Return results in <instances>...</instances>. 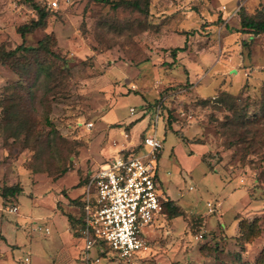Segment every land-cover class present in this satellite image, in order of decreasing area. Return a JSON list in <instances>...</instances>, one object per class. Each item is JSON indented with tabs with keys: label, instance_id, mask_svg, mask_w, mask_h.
<instances>
[{
	"label": "rangeland",
	"instance_id": "obj_1",
	"mask_svg": "<svg viewBox=\"0 0 264 264\" xmlns=\"http://www.w3.org/2000/svg\"><path fill=\"white\" fill-rule=\"evenodd\" d=\"M109 1L0 0V52L35 49L15 69L0 63V264H83L63 254V234L34 232L29 219L48 202L73 217L132 121L138 143L157 131L159 192L183 212L142 230L136 264H264V35L240 32L238 16L264 0H148L145 12ZM33 3L47 25L24 40ZM47 36L60 59L40 49ZM175 48L185 51L174 61ZM11 186L20 192L4 205ZM100 251L90 250L97 264H124Z\"/></svg>",
	"mask_w": 264,
	"mask_h": 264
},
{
	"label": "built area",
	"instance_id": "obj_2",
	"mask_svg": "<svg viewBox=\"0 0 264 264\" xmlns=\"http://www.w3.org/2000/svg\"><path fill=\"white\" fill-rule=\"evenodd\" d=\"M160 107L156 108V125ZM162 149L157 131L145 134L142 142L118 150L90 172L83 203L85 222L80 229L86 264L100 262L99 258L94 261L90 257L94 244H106L111 254L124 264H136L140 254L148 249L142 230L154 227L164 214L156 165ZM5 209L10 214L18 213L14 204ZM38 230L43 229L38 227ZM45 231L49 233V229ZM100 252H107V248L101 246ZM24 263L31 264L30 258L26 257Z\"/></svg>",
	"mask_w": 264,
	"mask_h": 264
},
{
	"label": "trees",
	"instance_id": "obj_3",
	"mask_svg": "<svg viewBox=\"0 0 264 264\" xmlns=\"http://www.w3.org/2000/svg\"><path fill=\"white\" fill-rule=\"evenodd\" d=\"M98 2H105V3H110L109 0H95ZM143 0H123L122 2L118 4H114L113 7L116 9L120 6H126V7H131L137 11L140 12H145L146 9L148 8V0L144 2V4L141 2ZM32 8L36 11L37 14V20H33L31 24H25L19 28V33L21 34L22 38L26 40V36L29 33H32L40 28H44L47 25V19H48V13L41 8L39 3H33ZM239 20H240V26L241 30L240 32L244 34H250V35H264V10L263 9H258L255 12L250 13V10L245 9L244 7H241L238 13ZM195 32H192L189 35H194ZM52 41V37L47 36L43 41L40 43V49L45 52V54L52 56L56 59H60V56L55 54L50 50V44ZM35 49L30 48V47H25L24 44L21 46L17 47L15 50L9 51V52H0V63L3 65H8L11 68L15 69L14 63L12 64V61L15 59L16 55L20 52L22 53H29V52H34ZM185 48H175L171 51V57L175 61L177 59V54L180 52H184ZM171 65V64H170ZM39 67H43L42 63L38 64ZM44 69V68H43ZM241 93L236 94H231L233 97H238ZM238 100H241L238 98ZM162 106V105H161ZM163 107V106H162ZM155 112H156V107H155ZM137 122H132L130 125L126 126L122 124L121 128H125L126 132H130L131 127H133ZM120 128V129H121ZM145 135H141V140L140 142L143 141ZM179 136V135H178ZM179 137L186 139L184 136L180 135ZM20 192V188L18 186H11L5 188L3 192V198L8 199V200H3L4 205L9 204L13 196L18 194ZM75 201V200H74ZM12 203V202H11ZM10 203V204H11ZM79 209V214L78 216L71 217L69 218H84L85 213H84V208H83V203H78L75 202ZM163 208H164V213L166 215V218L173 219V218H181L183 216V212L181 209L176 205L174 201H168L163 203ZM164 219V218H163ZM80 223V221L78 222ZM82 223V222H81ZM75 222H73V229H75ZM101 246L104 247V245L101 244ZM107 248V247H105ZM110 250L107 248V252L103 253L105 258L108 257L107 254Z\"/></svg>",
	"mask_w": 264,
	"mask_h": 264
},
{
	"label": "crops",
	"instance_id": "obj_4",
	"mask_svg": "<svg viewBox=\"0 0 264 264\" xmlns=\"http://www.w3.org/2000/svg\"><path fill=\"white\" fill-rule=\"evenodd\" d=\"M108 116L115 118L114 113L113 114L110 113ZM108 120L113 121V119H108ZM132 122H135V121H132ZM132 122L126 123L124 125L128 126ZM139 123H136L133 127H131L130 132H126L127 137L130 138V141L128 140L129 142L122 145L120 147L121 149L124 147H129L131 145H135L138 143L135 140H133L132 133H134V130H137L139 128V126H140ZM124 130H125V128H123V132H124ZM108 145H109V142H108ZM197 158H199V155L197 156ZM158 159H159V157H158ZM49 199H51V198L48 197L46 200L48 201ZM65 201H66V198H65ZM48 203H49L48 206L51 207L52 211H50L44 217L36 218V219H29V220H31L30 223L33 226L34 232L43 233L46 236H51L54 232H55L54 234H58V233L63 234L67 238V242H65V244L61 248V251H63V254L66 257L72 258V260L73 259L74 260H82L83 264H86L85 242L82 239V236L80 233V229L84 226L85 218H69V216L72 217V214L67 215V211L60 209L58 207V205L50 204V202H48ZM18 212H19V210H18ZM17 214H13V215H17ZM78 214H79V209H78V207H75V212L73 214L74 215L73 217L78 216ZM163 217L166 218L165 213L163 214ZM162 219L163 218L161 217L160 220H162ZM56 220L59 221L57 224L55 223ZM79 221H80V223H78ZM73 222L76 223L75 229H73ZM60 223L62 225L58 229V224H60ZM52 226H53L54 230L52 229ZM67 226H68V228H67ZM38 227H42L43 230H41V231L38 230ZM46 228L49 229V233H47L45 231ZM77 245L81 246L79 253L77 250ZM24 262H25V259H24ZM95 264H97V263H95Z\"/></svg>",
	"mask_w": 264,
	"mask_h": 264
}]
</instances>
